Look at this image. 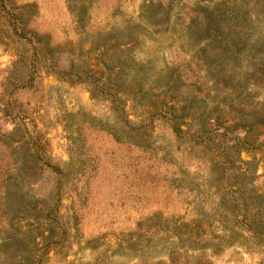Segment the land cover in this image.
<instances>
[{
  "label": "rangeland",
  "instance_id": "obj_1",
  "mask_svg": "<svg viewBox=\"0 0 264 264\" xmlns=\"http://www.w3.org/2000/svg\"><path fill=\"white\" fill-rule=\"evenodd\" d=\"M0 264H264V0H0Z\"/></svg>",
  "mask_w": 264,
  "mask_h": 264
},
{
  "label": "trees",
  "instance_id": "obj_2",
  "mask_svg": "<svg viewBox=\"0 0 264 264\" xmlns=\"http://www.w3.org/2000/svg\"><path fill=\"white\" fill-rule=\"evenodd\" d=\"M220 5H222V3H217V8L220 6ZM216 8V9H217ZM235 8V7H234ZM233 9V8H232ZM237 9V8H236ZM222 13H220V14H218V23H223L224 25H227L228 26V24L230 23V21H232L231 19L230 20H228L227 18H222V15H221ZM236 17L235 18H237L238 17V14L237 13H235L234 14ZM248 21H250V19L248 18L247 19ZM238 22V21H237ZM219 26V29L220 28H222V29H224L223 28V25H221V24H218ZM39 158H40V160H43L44 159V161L45 162H48L47 161V159L46 158H41L40 156H39ZM52 169H54V168H52ZM56 171H57V169H56ZM58 172V171H57ZM28 261H30V259H27ZM31 262H33V261H31Z\"/></svg>",
  "mask_w": 264,
  "mask_h": 264
}]
</instances>
